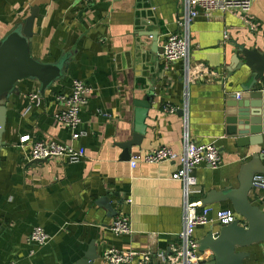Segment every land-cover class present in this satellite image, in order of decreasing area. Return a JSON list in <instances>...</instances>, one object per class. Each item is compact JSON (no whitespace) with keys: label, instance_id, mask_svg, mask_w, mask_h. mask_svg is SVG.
<instances>
[{"label":"crops","instance_id":"obj_1","mask_svg":"<svg viewBox=\"0 0 264 264\" xmlns=\"http://www.w3.org/2000/svg\"><path fill=\"white\" fill-rule=\"evenodd\" d=\"M32 9L38 14L32 57L52 64L63 56L67 70L40 94L41 105L30 107L28 102L31 93L40 91L36 80L20 81L6 102L0 135V264H72L92 241L98 255L94 264H104L106 250L145 251L148 239L153 240L152 264H166L168 247L179 243L185 203L196 204L199 212L207 193L238 186L240 167L251 152L264 157V82L256 84L261 145L238 147L224 122L226 103L250 83L244 66L227 70L231 58L240 55V47L264 52V0L252 2L248 23L237 13H200L188 26L187 62L169 64L159 57L165 37L185 35L177 24L184 15L178 0H0V41ZM148 32L157 34L155 51ZM202 69L207 73L195 79ZM73 80L91 88L80 112L78 131L83 136L77 140L54 119L61 111L54 97L68 93ZM148 95L153 100L145 134L129 157L159 147L181 153L186 141L211 143L219 150L216 169L200 164L192 170L197 188L186 200L183 184L171 178L177 163H139L131 169L120 147L133 133L134 103ZM166 106L176 111L166 112ZM26 135L31 142L71 146L83 157L74 163L53 158L31 164L29 145L18 143ZM106 198L115 217L101 206ZM248 198L264 212V189L253 188ZM209 207L233 211L229 201ZM121 215L129 219L130 235L109 231ZM34 227L50 237L47 244L28 241ZM219 227L217 222L198 226L194 238L199 241L210 231L216 235ZM243 251L249 255L244 264H264V243ZM204 253L209 256V251Z\"/></svg>","mask_w":264,"mask_h":264},{"label":"water","instance_id":"obj_2","mask_svg":"<svg viewBox=\"0 0 264 264\" xmlns=\"http://www.w3.org/2000/svg\"><path fill=\"white\" fill-rule=\"evenodd\" d=\"M37 15L36 10L32 9L24 23L16 26L0 41V135L4 130L6 102L20 81L36 80L40 85L39 93L42 95L66 74L65 57L62 56L58 62L45 64L31 55L30 43ZM146 36L152 40V50H157V34L148 32ZM238 52L240 57L234 54L230 60V68L227 70L232 72L244 66L249 73L250 83L241 87L242 94L239 99L232 96L226 103L224 122L226 134L236 139L238 147L247 148L259 146L262 142L259 136L261 94L257 91L256 84L264 82V52L241 47L238 48ZM152 100L153 96L148 95L144 101L134 103L133 133L128 141L120 144L127 158H130L128 151L132 147L140 146L146 130L145 119ZM263 158L259 151L251 152L248 162L240 167L237 187L228 186L220 191L212 190L201 200V207L229 201L233 212L240 220L236 219L229 225L220 226L216 235L210 231L197 241L200 253L209 251L207 260H202L198 264H244L243 261L249 255L243 250L264 243V212L258 206L252 205L248 198L253 189L252 178L255 175L264 176V166L261 163ZM37 163L41 162L31 164ZM101 203L109 213L108 216L117 215L107 198ZM241 220L243 224H240ZM97 259L98 255L92 241L82 257L72 264H94Z\"/></svg>","mask_w":264,"mask_h":264},{"label":"built area","instance_id":"obj_3","mask_svg":"<svg viewBox=\"0 0 264 264\" xmlns=\"http://www.w3.org/2000/svg\"><path fill=\"white\" fill-rule=\"evenodd\" d=\"M184 8L183 20L178 22L185 35L168 34L163 41L159 57L163 64L173 62H187L189 43L187 30L192 21L200 13L208 16L213 11L222 13H237L245 23H248V13L254 0H178ZM201 73H207L206 69L196 74L195 79L201 77ZM187 74V72H186ZM91 88L79 80H73L68 93H60L54 100L60 105L61 111L55 115V122L70 133L72 140H77L83 133L78 131L81 124L80 112L87 104V98ZM240 94H236L239 99ZM31 106H39L42 98L39 91L28 96ZM164 111L174 113L175 108L164 107ZM19 145H29V162H45L53 158H61L70 163L78 162L82 159L81 152L74 150L71 146L57 142L30 141V136H21ZM177 163L179 169L172 174L173 180L183 184L184 199L197 188L196 180L191 175L192 170L200 165L206 164L212 169H216L220 164V153L214 144H198L186 141L183 151L177 153L167 147H159L153 151L137 154L130 157L129 165L131 169L140 164L155 165L160 163ZM253 188L264 189V176L255 175L252 178ZM129 203V201H128ZM198 206L194 203H185L183 210V228L178 236L179 243L168 247V254L164 258L166 264H198L202 260H207L208 255L198 251L197 240L194 238L195 229L201 225L217 222L220 226L233 223L237 216L232 210L214 211L206 206L198 212ZM109 231L115 236H127L132 233L129 219L121 215L115 218L109 226ZM152 237V236H150ZM50 237L40 227H34L28 241L38 246L47 244ZM148 246L145 251L116 250L109 249L103 252L101 259L104 264H152L153 240L148 239Z\"/></svg>","mask_w":264,"mask_h":264}]
</instances>
